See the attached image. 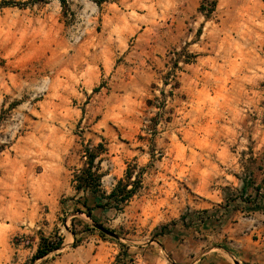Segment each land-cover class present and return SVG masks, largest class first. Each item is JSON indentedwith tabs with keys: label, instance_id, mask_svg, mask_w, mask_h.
Returning <instances> with one entry per match:
<instances>
[{
	"label": "rangeland",
	"instance_id": "obj_1",
	"mask_svg": "<svg viewBox=\"0 0 264 264\" xmlns=\"http://www.w3.org/2000/svg\"><path fill=\"white\" fill-rule=\"evenodd\" d=\"M11 1L0 4V264H178L165 239L187 200L264 185V0ZM181 50L193 57L155 115ZM85 146L100 177L78 192ZM127 169L135 194L108 200ZM41 237L61 247L33 260Z\"/></svg>",
	"mask_w": 264,
	"mask_h": 264
},
{
	"label": "crops",
	"instance_id": "obj_2",
	"mask_svg": "<svg viewBox=\"0 0 264 264\" xmlns=\"http://www.w3.org/2000/svg\"><path fill=\"white\" fill-rule=\"evenodd\" d=\"M238 194L209 192L186 201L190 213L165 239L178 264H264V185L245 186ZM85 199L91 206L87 194ZM199 210L207 218L197 223Z\"/></svg>",
	"mask_w": 264,
	"mask_h": 264
},
{
	"label": "trees",
	"instance_id": "obj_3",
	"mask_svg": "<svg viewBox=\"0 0 264 264\" xmlns=\"http://www.w3.org/2000/svg\"><path fill=\"white\" fill-rule=\"evenodd\" d=\"M61 2H64V0H60ZM13 1L11 0H1L0 4H3V6H8L12 4ZM171 57L169 58V63H167V70L166 72L161 75L159 78L161 83H162V88L159 89V95H155L154 99H156L157 102L154 107L157 109L155 115H159L161 111L165 108L166 106V101H167V95L173 94V90L178 87V82L175 79L176 77V70L179 69L180 61L183 63H189L190 58L193 57L191 53L185 52L183 50L181 51H172ZM169 85L170 88L168 91H165V86ZM153 100L148 99L147 104H152ZM154 118V117H153ZM157 120H155L156 122ZM155 129H153L152 132H154ZM154 134V133H153ZM6 146L5 145H0V151H2ZM84 152L86 155L87 160L85 161L86 167H83L79 172H75L73 174V179L72 182H76L74 185V188L76 191H82L85 192L87 188H89L91 184V179L92 176H96L97 179H99L100 174H95L93 173L92 169L93 168H98L95 165V159H96V154L90 149L89 146L84 147ZM149 155L153 157L152 151H149ZM139 177L136 176L133 181H130V172L127 169L126 170V179L122 180L120 179L116 186L112 189V191L108 194L107 199L110 200L112 198H117L119 197V202H126L128 201L136 192V184H139L140 181L138 179ZM125 181V182H124ZM131 184L130 188H127L128 185ZM83 206L86 207L87 209V214H91V207H89L86 204V199L83 201ZM97 207H102L100 203H96ZM62 240L58 238L56 241L48 240L46 237H41L39 245L37 247V250L35 254L33 255L32 259L35 260L37 258L44 257L48 253L57 250L61 247ZM73 245H76V240L73 242Z\"/></svg>",
	"mask_w": 264,
	"mask_h": 264
},
{
	"label": "water",
	"instance_id": "obj_4",
	"mask_svg": "<svg viewBox=\"0 0 264 264\" xmlns=\"http://www.w3.org/2000/svg\"><path fill=\"white\" fill-rule=\"evenodd\" d=\"M97 226V228H99L101 231H104V232H107L108 233V231L106 230V229H104L102 226H100V225H96Z\"/></svg>",
	"mask_w": 264,
	"mask_h": 264
}]
</instances>
